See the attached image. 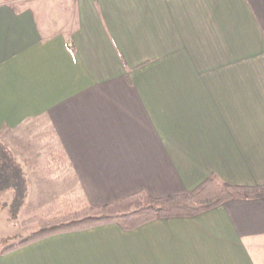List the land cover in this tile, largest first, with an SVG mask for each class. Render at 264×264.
I'll use <instances>...</instances> for the list:
<instances>
[{
  "label": "crops",
  "instance_id": "1",
  "mask_svg": "<svg viewBox=\"0 0 264 264\" xmlns=\"http://www.w3.org/2000/svg\"><path fill=\"white\" fill-rule=\"evenodd\" d=\"M34 120L65 193L93 208L211 177L264 186V0H0V133ZM261 244L264 197L52 236L0 264H258Z\"/></svg>",
  "mask_w": 264,
  "mask_h": 264
},
{
  "label": "trees",
  "instance_id": "2",
  "mask_svg": "<svg viewBox=\"0 0 264 264\" xmlns=\"http://www.w3.org/2000/svg\"><path fill=\"white\" fill-rule=\"evenodd\" d=\"M7 150L0 145V192L22 191V178L26 173L15 168V164L18 166V163L7 156ZM64 161V156L60 151L47 157L43 162L46 167L45 176H54L64 165ZM51 165L57 166V169H51ZM263 197L264 186H231L219 181L216 177H211L193 191L183 195L152 198L138 193L99 208H93L86 203L71 205L67 214L51 218L33 217L21 222L24 227L36 224L38 230L19 242L2 249L0 256L56 235L85 231L111 224L119 225L124 231H132L155 220L194 218L233 199L252 200ZM14 206L18 207V205Z\"/></svg>",
  "mask_w": 264,
  "mask_h": 264
},
{
  "label": "rangeland",
  "instance_id": "3",
  "mask_svg": "<svg viewBox=\"0 0 264 264\" xmlns=\"http://www.w3.org/2000/svg\"><path fill=\"white\" fill-rule=\"evenodd\" d=\"M56 142L52 129L43 120L26 122L0 133V145L8 149L7 156L18 163L17 170L26 173L22 191L0 192V251L38 230L36 224L24 227L21 222L39 216L58 217L67 214L71 205L84 204L66 194V180L56 176L64 165L52 176L55 178L45 176L44 160L60 150ZM51 169L57 166L51 165ZM256 255L261 258L257 263L264 264V244L256 247Z\"/></svg>",
  "mask_w": 264,
  "mask_h": 264
}]
</instances>
